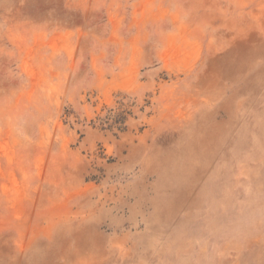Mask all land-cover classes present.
Returning a JSON list of instances; mask_svg holds the SVG:
<instances>
[{"label":"rangeland","instance_id":"obj_1","mask_svg":"<svg viewBox=\"0 0 264 264\" xmlns=\"http://www.w3.org/2000/svg\"><path fill=\"white\" fill-rule=\"evenodd\" d=\"M0 264H264V0H0Z\"/></svg>","mask_w":264,"mask_h":264}]
</instances>
